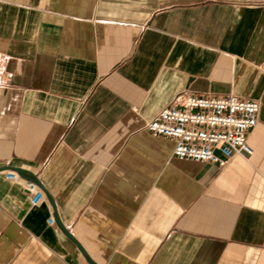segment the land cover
I'll list each match as a JSON object with an SVG mask.
<instances>
[{"label": "crops", "instance_id": "0c3cea01", "mask_svg": "<svg viewBox=\"0 0 264 264\" xmlns=\"http://www.w3.org/2000/svg\"><path fill=\"white\" fill-rule=\"evenodd\" d=\"M4 81V83H1ZM260 104L251 156L180 161L177 95ZM0 264H264V0H0ZM7 171V170H6Z\"/></svg>", "mask_w": 264, "mask_h": 264}, {"label": "built area", "instance_id": "2783aa9c", "mask_svg": "<svg viewBox=\"0 0 264 264\" xmlns=\"http://www.w3.org/2000/svg\"><path fill=\"white\" fill-rule=\"evenodd\" d=\"M259 112L257 100L234 94L212 98L182 93L148 121L145 130L155 137L171 139L173 156L180 161L224 167L234 156L253 154L247 139L258 123ZM4 173L30 194L32 206L44 201L38 185L14 171ZM49 224L53 225L54 219H49Z\"/></svg>", "mask_w": 264, "mask_h": 264}, {"label": "water", "instance_id": "95a60500", "mask_svg": "<svg viewBox=\"0 0 264 264\" xmlns=\"http://www.w3.org/2000/svg\"><path fill=\"white\" fill-rule=\"evenodd\" d=\"M14 171L16 172L21 178L31 181L33 183H35L36 185L39 186V188L43 189L45 192V195L47 197V199L49 200V202L51 203L52 207L54 208V210L56 209L55 207V203L53 198L51 197V195L44 189L43 185L41 184V182L39 181L38 177L36 175H34L31 171L25 170V169H21V168H11V167H2L0 168V172L1 171ZM54 223H56V225L58 226V228L71 240L75 243V245L77 246V248L79 249V251L81 252V254L84 256V258L86 259V261L89 264H96L92 261V259L88 256V254L85 252V250L82 248V246L71 236L70 232L66 229V227L64 226V224L60 221L57 212L55 211L54 213Z\"/></svg>", "mask_w": 264, "mask_h": 264}]
</instances>
